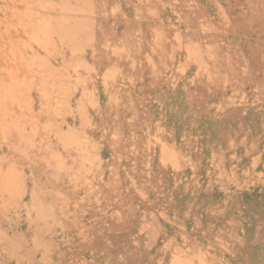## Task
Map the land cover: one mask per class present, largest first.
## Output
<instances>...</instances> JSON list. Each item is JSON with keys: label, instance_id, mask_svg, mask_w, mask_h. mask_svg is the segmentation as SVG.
I'll return each instance as SVG.
<instances>
[{"label": "rangeland", "instance_id": "1", "mask_svg": "<svg viewBox=\"0 0 264 264\" xmlns=\"http://www.w3.org/2000/svg\"><path fill=\"white\" fill-rule=\"evenodd\" d=\"M0 264H264V0H0Z\"/></svg>", "mask_w": 264, "mask_h": 264}]
</instances>
